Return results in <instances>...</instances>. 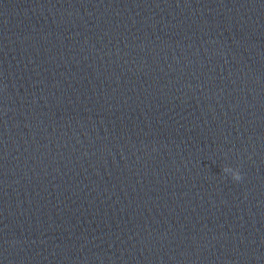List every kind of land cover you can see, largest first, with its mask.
I'll list each match as a JSON object with an SVG mask.
<instances>
[{
  "label": "clouds",
  "instance_id": "clouds-1",
  "mask_svg": "<svg viewBox=\"0 0 264 264\" xmlns=\"http://www.w3.org/2000/svg\"><path fill=\"white\" fill-rule=\"evenodd\" d=\"M223 172H225V173H231L232 174V179L235 180V181H240L242 179V176L239 173V171L238 170H233L230 167H225L223 169Z\"/></svg>",
  "mask_w": 264,
  "mask_h": 264
}]
</instances>
